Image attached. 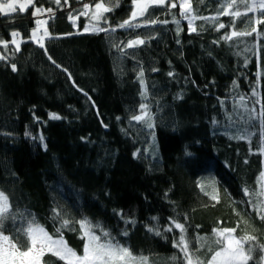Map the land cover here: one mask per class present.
<instances>
[{"label":"trees","instance_id":"trees-1","mask_svg":"<svg viewBox=\"0 0 264 264\" xmlns=\"http://www.w3.org/2000/svg\"><path fill=\"white\" fill-rule=\"evenodd\" d=\"M104 1L112 10L102 32L84 31L74 0H33L24 11L0 13L7 42L0 47V191L15 217L4 222L5 234L23 244L14 230L34 217L59 238L55 230L67 220L63 237L82 255L79 221L87 218L147 264H186L173 221L185 226L201 261L217 247L216 228L264 245V23L231 36L249 16L241 0L233 8L239 19L221 14V0H192L198 18L190 31L175 0L177 7L166 2L134 21L168 23L120 28L132 0ZM36 8L46 17L41 44L33 38ZM134 39L144 43L126 46ZM142 104L147 115L133 120ZM199 237L209 238L203 248ZM261 253L254 250L249 264ZM43 264L65 262L46 253Z\"/></svg>","mask_w":264,"mask_h":264},{"label":"snow or ice","instance_id":"snow-or-ice-1","mask_svg":"<svg viewBox=\"0 0 264 264\" xmlns=\"http://www.w3.org/2000/svg\"><path fill=\"white\" fill-rule=\"evenodd\" d=\"M57 4L60 3V0H55ZM166 2H170V7H177L175 0H132L134 9L131 12V16L128 20L123 21L118 25L120 28H134L146 26L148 23H168V21H144L143 24H136V21L140 17H144L149 14V10L155 6H163ZM244 3V6L248 11L256 10L257 8L264 10V0H253L251 5L247 4L245 0H241ZM19 0H8V2H0V13H14L17 12V4ZM33 3V0H27L26 3H19V11H24L29 5ZM67 3V0H65ZM236 0H231L223 10L221 14H231L236 17L243 15L239 11L234 13H228V9L235 7ZM95 10L91 13L90 23L85 25L84 31L89 32H102L107 31L108 29L102 28L99 26V21L102 19L103 14L111 11L109 7H106L104 3L97 2L95 3ZM179 7L182 9L180 13L185 19L189 22V30L196 31L194 27H191L193 21L198 17L190 15L192 9L191 5L187 2L180 3ZM84 11L80 15L88 16L89 15V4L83 5ZM45 11L42 8H36L35 13L39 14ZM51 12V9L47 10ZM70 19H77V17H71ZM202 19H209L208 17H203ZM211 19H215L212 17ZM95 21L96 23H92ZM179 24V20L175 21ZM256 23H264V21L257 20ZM37 26L46 24V21L36 20ZM224 24H219V28H224ZM179 30V29H178ZM253 32L257 30L252 29ZM252 33L245 32H236L233 31L231 36H244L251 35ZM19 33L13 32L12 36L16 37ZM44 35L47 36L48 32L45 29ZM231 36L224 37V39H231ZM36 32L33 31V38L35 39ZM43 37H41V40ZM0 43H7L5 41H0ZM12 43L17 45V50L19 49V43L17 40H13ZM144 41L141 39L131 40L128 42V47L135 45L143 44ZM13 71L16 70L15 64L12 65ZM172 75V73H169ZM143 73H141V77ZM143 83V80H141ZM242 99V98H241ZM141 109H145L146 105H141ZM146 112H142L141 115L134 116L132 119L136 121L143 120ZM261 116H264V111L261 112ZM51 118L59 119L55 114H50ZM152 125L149 124V127ZM243 139L244 137H239ZM43 139V137H41ZM214 184V181L212 182ZM247 191V190H245ZM212 199H217L215 195L212 196ZM11 205L9 202V196L6 195L3 191H0V264H43V257L46 253L58 258V260L65 262V264H147V257L136 256L132 253L130 248L121 245L118 241L114 242L111 234L104 230L99 223L93 225L91 221L87 218L79 221L81 229V239L84 240L83 245V254L78 255L77 252L68 246L67 241L63 237L61 228H67L69 226V221L63 220L61 223V228L55 230V235L58 239H53L52 235L46 231V229L40 225L35 218L33 217L30 220L26 221V227L16 228L14 234L19 238L20 235L24 237L23 244L17 243L11 235H5L7 229L4 226L6 220L15 219V217H10L9 209ZM261 212H264V208H261ZM261 219L264 220V215H261ZM175 228L180 230V236L178 242L174 245L179 248L184 253V260L186 264H249V261L254 260L252 253L257 248L264 252V245H253L248 242H254L256 238L254 236L244 234L237 236L236 228H216L213 229V234L216 237L213 244L217 247H209V251L212 252L211 258L209 260L201 261L198 256H195L189 250V240L185 236V226L180 223L173 221ZM99 230L101 235L96 234V230ZM171 231V228L169 229ZM127 235V233H125ZM200 247H205V241L209 238L199 237ZM248 243V247H246ZM257 264H264V256L261 257Z\"/></svg>","mask_w":264,"mask_h":264},{"label":"rangeland","instance_id":"rangeland-1","mask_svg":"<svg viewBox=\"0 0 264 264\" xmlns=\"http://www.w3.org/2000/svg\"><path fill=\"white\" fill-rule=\"evenodd\" d=\"M68 1V0H67ZM74 1H79V2H81L82 4H81V6H82V8H83V5L84 4H89L90 5V9H89V15L88 16H83V15H80V13L81 12H83L84 11V8L81 10V12L79 13V15L80 16H82V17H85L86 18V21H85V25H87V24H89L90 23V18H91V13H92V11H94L95 10V3H97V2H102V3H104L105 4V6L106 7H111V5L109 4V3H107V2H105L104 0H98V1H94L93 3H90L89 1H87V2H83V0H74ZM0 2H4V3H6V2H8V0H0ZM27 2V0H19V3H26ZM182 2H187V3H189L190 5H191V9H192V0H178V6L180 5V3H182ZM229 2H231V0H221V3H220V8H221V11H223L225 8H226V6H227V4L229 3ZM245 2L247 3V4H249V5H251L252 3H253V0H245ZM257 2H259V0H257ZM19 3L17 4V9L19 10ZM236 5V4H235ZM234 8V7H233ZM233 8H231V9H228V13H234V9ZM133 9H134V5H133ZM151 9V8H150ZM179 14L182 12V9L179 7ZM2 14H5V13H2ZM8 14H10V13H8ZM248 14H249V16L248 17H246V18H244L243 19V23H242V25L239 27V29H236V30H232V32L233 31H236V32H245V33H248V32H250L253 28H255V26L258 24V23H256V21L257 20H262V19H264V10H261V9H259V8H257L256 10H253V11H249L248 12ZM104 15H105V13L103 14V17H102V19L99 21V26L100 27H102V28H104L103 26H104V24H105V19H104ZM190 15H194V12H193V9H192V11H191V13H190ZM130 16H131V14H130ZM180 16L186 21V23L188 24V27H190V25H189V22H188V20L187 19H185L181 14H180ZM195 16V15H194ZM72 17H77L76 15L75 16H72ZM130 18V17H129ZM128 18V19H129ZM233 18H235V19H239L240 17H236V16H234L233 15ZM127 19V20H128ZM36 20H41V21H46V17H45V13H39V14H36ZM196 20L197 19H195L194 21H193V23H192V25H191V27H194L195 26V22H196ZM71 21L72 22H76L77 20L75 19V20H73V19H71ZM92 23H96L95 21H92ZM76 24V23H75ZM45 24H43V25H40V26H37V24H36V26H35V32H36V37H35V40L37 41V42H39L40 44H41V42H42V40H41V37H43L44 36V32H45ZM89 32H93V31H89ZM17 40L18 41V43H19V38H18V36H16V37H13L12 36V41L13 40ZM134 40H136V39H134ZM1 41V40H0ZM14 44V43H13ZM15 46H17L16 44H14ZM127 45H128V43H127ZM126 45V46H127ZM0 47H6V44L5 43H0ZM142 112H146L147 113V108H145V109H143V110H141V114H142ZM140 114V115H141ZM179 230V229H178ZM180 231V230H179ZM5 234V233H4ZM5 235H8V234H5ZM53 239H58V238H53ZM210 239L211 240H215L216 239V237L214 236V234H212L211 236H210ZM262 256H264V252H262L261 253V257Z\"/></svg>","mask_w":264,"mask_h":264}]
</instances>
